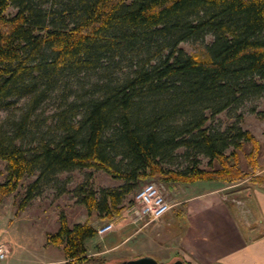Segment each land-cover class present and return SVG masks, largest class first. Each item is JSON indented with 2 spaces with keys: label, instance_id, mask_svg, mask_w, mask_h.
<instances>
[{
  "label": "trees",
  "instance_id": "obj_1",
  "mask_svg": "<svg viewBox=\"0 0 264 264\" xmlns=\"http://www.w3.org/2000/svg\"><path fill=\"white\" fill-rule=\"evenodd\" d=\"M208 36L206 57L179 47ZM57 90L56 122L34 123L32 114ZM263 96L264 0H0V112L13 99H31L21 120L0 126V159L9 165L0 207L27 176L38 173L30 200L74 169L126 182L101 202L86 196L90 214L101 209L110 220L147 180L169 187L248 180L264 189L255 136L235 125L207 128L205 114ZM247 143L249 171L239 165ZM183 149L186 168L164 167ZM97 235L92 224L71 227L63 215L48 243L63 248L67 264H105L89 254L87 241Z\"/></svg>",
  "mask_w": 264,
  "mask_h": 264
},
{
  "label": "rangeland",
  "instance_id": "obj_2",
  "mask_svg": "<svg viewBox=\"0 0 264 264\" xmlns=\"http://www.w3.org/2000/svg\"><path fill=\"white\" fill-rule=\"evenodd\" d=\"M16 12L15 7H10L8 15H14ZM212 41L213 37L208 36L205 40L183 42L179 47L188 55L206 57L207 47ZM67 90L66 92L71 95L70 90ZM74 90L75 88H72V91ZM58 92L59 90L53 92L52 97L46 100L36 113L32 114L34 123L38 122L49 126L56 122L54 116L60 111L59 108L62 105L58 101V97L62 93ZM30 101L29 97L13 99L10 107L0 112V126H7L9 121L21 120L29 110ZM205 114L209 118L206 124L207 128L224 132L230 126L235 125L243 130L250 131L255 136L260 144L256 173L264 175V96L216 115H213L210 110H207ZM8 130L9 128H7ZM251 150L252 145L247 143L243 150L239 152V165L245 171H249L247 156ZM184 153L185 149L177 151L176 154L181 158L164 164V167L169 169L186 168L190 160L183 158ZM199 160L201 167H206L209 163L208 158L203 156H199ZM8 177V162L0 159V184L6 182ZM37 178L38 173L27 176L22 181L20 188L15 193L7 196L0 207V241L8 243L9 248H11L9 258L0 264H67L63 248L48 243V234L57 233L63 215L67 217L71 227L88 222L98 230V235L87 241L91 256L101 258L105 264H122L124 261L130 260L123 255L139 258L143 256L138 255L151 252V249L147 247L150 233H153L154 236L158 235L157 241L162 243L163 238H160V236L164 233V230L171 228L172 225H177L179 217L177 213L184 208L183 205L177 204H180L184 199L215 190L227 197L229 194L233 196L246 195L259 188L248 180L237 184L198 182L194 184H176L170 187L158 180H147L134 185L133 191L126 195L122 201L121 205L125 207L124 211L110 220L105 219L106 213L101 209L90 214L85 203L86 196L93 193L98 202H101L105 192H121L127 186L125 181L114 179L105 171L97 169H74L59 173L51 183L41 185L39 190L34 193V197L27 200L30 187L36 182ZM153 182L163 188L169 202L172 204V209L163 219L146 226L132 224L128 209L133 204L134 196L143 186ZM164 220L166 222H163ZM108 227L110 228L107 231L102 232ZM132 233L136 235L130 243L108 255L101 254V251L118 245L126 237L125 235L130 236ZM167 243L168 247L171 246V240H168ZM179 259L181 258L173 256L167 262L162 259L159 262L170 264Z\"/></svg>",
  "mask_w": 264,
  "mask_h": 264
},
{
  "label": "crops",
  "instance_id": "obj_3",
  "mask_svg": "<svg viewBox=\"0 0 264 264\" xmlns=\"http://www.w3.org/2000/svg\"><path fill=\"white\" fill-rule=\"evenodd\" d=\"M247 194L227 197L215 190L184 199L177 204L184 207L177 213V225L164 230L162 243L150 233L147 247L151 252L138 256L166 262L178 256L186 264H264V189ZM135 235H125L121 243L101 254L121 249Z\"/></svg>",
  "mask_w": 264,
  "mask_h": 264
},
{
  "label": "built area",
  "instance_id": "obj_4",
  "mask_svg": "<svg viewBox=\"0 0 264 264\" xmlns=\"http://www.w3.org/2000/svg\"><path fill=\"white\" fill-rule=\"evenodd\" d=\"M172 209L163 188L156 183L143 186L134 196L133 204L128 209L132 224L146 226L163 219ZM110 227L104 229L105 232ZM10 245L0 241V263L8 259L11 254Z\"/></svg>",
  "mask_w": 264,
  "mask_h": 264
},
{
  "label": "water",
  "instance_id": "obj_5",
  "mask_svg": "<svg viewBox=\"0 0 264 264\" xmlns=\"http://www.w3.org/2000/svg\"><path fill=\"white\" fill-rule=\"evenodd\" d=\"M122 264H161L159 260L152 256H143L136 259H130L124 261ZM170 264H186V261L183 259L176 260L174 263Z\"/></svg>",
  "mask_w": 264,
  "mask_h": 264
}]
</instances>
